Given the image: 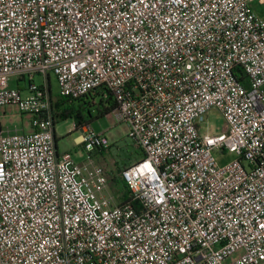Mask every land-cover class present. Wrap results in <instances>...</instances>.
<instances>
[{
  "label": "built area",
  "instance_id": "1",
  "mask_svg": "<svg viewBox=\"0 0 264 264\" xmlns=\"http://www.w3.org/2000/svg\"><path fill=\"white\" fill-rule=\"evenodd\" d=\"M255 2L0 0V264H264ZM51 76L58 98L118 105L143 153L119 173L130 200L115 202L91 157L59 153ZM5 107L31 131L3 134ZM212 111L221 136L201 132ZM75 129L88 154L109 147Z\"/></svg>",
  "mask_w": 264,
  "mask_h": 264
},
{
  "label": "rangeland",
  "instance_id": "2",
  "mask_svg": "<svg viewBox=\"0 0 264 264\" xmlns=\"http://www.w3.org/2000/svg\"><path fill=\"white\" fill-rule=\"evenodd\" d=\"M256 12L264 19V8L260 7L257 2L253 4ZM37 84H42L43 79L37 77ZM21 85H24L23 83ZM12 88H18V83L15 79L10 82ZM51 90L55 101L59 95V86L54 76H51ZM98 102V100H97ZM5 112L2 118L3 134H21L31 131L30 120L27 116L16 113L14 108L5 107ZM97 112L93 113V119L90 120V127L98 134L106 137L108 148L103 152H95L88 154L84 146L77 144V139L80 132L75 129V119H56L55 136L58 151L60 154L70 152L77 163L86 162L88 157H91L95 165L102 167L107 175H110L109 193L114 197L116 203L120 202V198L116 195L120 191H114L113 178L119 176L120 171L129 165H134L143 159V153L137 149L130 138V126L125 121V118L119 108L114 109L108 115L96 117ZM227 130V124L224 117L217 111H212L205 118V124L202 126L201 132L211 136H221ZM220 164H225L232 161L235 157L233 154H218L216 153Z\"/></svg>",
  "mask_w": 264,
  "mask_h": 264
},
{
  "label": "trees",
  "instance_id": "3",
  "mask_svg": "<svg viewBox=\"0 0 264 264\" xmlns=\"http://www.w3.org/2000/svg\"><path fill=\"white\" fill-rule=\"evenodd\" d=\"M94 97L91 96L89 99L85 101H78L76 103H70L65 98H57L53 105L55 118L58 119H68L74 118L75 124L80 128L85 125H89L90 120L93 119V113L97 112V118L101 116L108 115L114 109L118 108V105L115 103L113 98H109L106 101L99 100L97 103L93 104ZM56 124V122H55ZM101 151L100 153H103ZM127 167V166H126ZM124 167V168H126ZM123 168V169H124ZM114 189L120 191L121 194L120 202L124 203L131 198V193L128 189L127 184L120 179L119 176L117 178H113ZM116 190V191H117Z\"/></svg>",
  "mask_w": 264,
  "mask_h": 264
},
{
  "label": "crops",
  "instance_id": "4",
  "mask_svg": "<svg viewBox=\"0 0 264 264\" xmlns=\"http://www.w3.org/2000/svg\"><path fill=\"white\" fill-rule=\"evenodd\" d=\"M259 5V4H258ZM260 6V5H259ZM260 7H262V8H264V5L263 6H260ZM258 13V12H257ZM55 138H56V136H55ZM77 143H78V140H77ZM58 148V147H57ZM108 178H109V180L111 179L110 178V175H108ZM112 181V180H111ZM116 189H114V191H115ZM116 192H118V191H116ZM119 198H121V194H116Z\"/></svg>",
  "mask_w": 264,
  "mask_h": 264
}]
</instances>
